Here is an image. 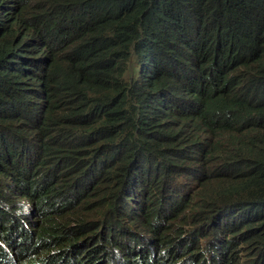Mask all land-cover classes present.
Listing matches in <instances>:
<instances>
[{
	"label": "trees",
	"instance_id": "1",
	"mask_svg": "<svg viewBox=\"0 0 264 264\" xmlns=\"http://www.w3.org/2000/svg\"><path fill=\"white\" fill-rule=\"evenodd\" d=\"M0 264H264V0H0Z\"/></svg>",
	"mask_w": 264,
	"mask_h": 264
}]
</instances>
